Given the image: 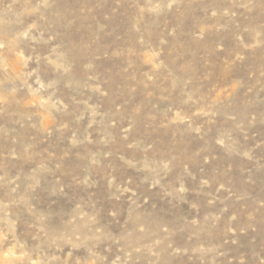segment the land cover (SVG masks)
<instances>
[{"label": "rangeland", "instance_id": "1", "mask_svg": "<svg viewBox=\"0 0 264 264\" xmlns=\"http://www.w3.org/2000/svg\"><path fill=\"white\" fill-rule=\"evenodd\" d=\"M0 264H264V0H0Z\"/></svg>", "mask_w": 264, "mask_h": 264}]
</instances>
